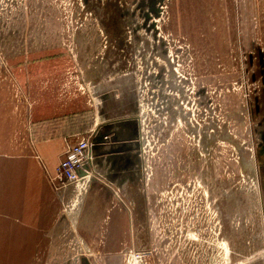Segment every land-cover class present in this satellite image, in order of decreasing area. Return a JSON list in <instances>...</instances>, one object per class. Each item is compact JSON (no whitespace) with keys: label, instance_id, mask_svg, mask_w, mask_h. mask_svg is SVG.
<instances>
[{"label":"rangeland","instance_id":"obj_1","mask_svg":"<svg viewBox=\"0 0 264 264\" xmlns=\"http://www.w3.org/2000/svg\"><path fill=\"white\" fill-rule=\"evenodd\" d=\"M0 59H63L65 89L128 124L129 233L114 258L70 241L73 264H264V0H0Z\"/></svg>","mask_w":264,"mask_h":264},{"label":"crops","instance_id":"obj_2","mask_svg":"<svg viewBox=\"0 0 264 264\" xmlns=\"http://www.w3.org/2000/svg\"><path fill=\"white\" fill-rule=\"evenodd\" d=\"M62 60L7 68L0 59V264H73V240L77 252L81 242L104 243L114 258V243L129 233L131 207L114 203L123 189L114 180L115 155L129 141L128 124L114 127L113 103L105 118L101 102L92 113L86 93L66 90L70 82L55 73ZM92 133L98 144L87 190L56 189L50 178L67 147Z\"/></svg>","mask_w":264,"mask_h":264},{"label":"built area","instance_id":"obj_3","mask_svg":"<svg viewBox=\"0 0 264 264\" xmlns=\"http://www.w3.org/2000/svg\"><path fill=\"white\" fill-rule=\"evenodd\" d=\"M96 138L97 135L92 133L67 147L56 175L50 178L56 189L73 185L77 195L87 190L92 178L91 169L94 164ZM151 254L152 251L131 249L126 254L125 264H155L151 261Z\"/></svg>","mask_w":264,"mask_h":264},{"label":"flooded vegetation","instance_id":"obj_4","mask_svg":"<svg viewBox=\"0 0 264 264\" xmlns=\"http://www.w3.org/2000/svg\"><path fill=\"white\" fill-rule=\"evenodd\" d=\"M146 175H148V177H146ZM150 176H151L150 171H148L147 174L144 173V178H145V179L150 180Z\"/></svg>","mask_w":264,"mask_h":264},{"label":"water","instance_id":"obj_5","mask_svg":"<svg viewBox=\"0 0 264 264\" xmlns=\"http://www.w3.org/2000/svg\"><path fill=\"white\" fill-rule=\"evenodd\" d=\"M95 143H96V144H98V140H97V141H95Z\"/></svg>","mask_w":264,"mask_h":264},{"label":"bare ground","instance_id":"obj_6","mask_svg":"<svg viewBox=\"0 0 264 264\" xmlns=\"http://www.w3.org/2000/svg\"><path fill=\"white\" fill-rule=\"evenodd\" d=\"M111 141V140H110ZM100 147V146H99Z\"/></svg>","mask_w":264,"mask_h":264}]
</instances>
